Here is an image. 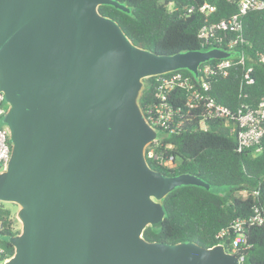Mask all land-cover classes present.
I'll return each mask as SVG.
<instances>
[{
    "label": "water",
    "instance_id": "1",
    "mask_svg": "<svg viewBox=\"0 0 264 264\" xmlns=\"http://www.w3.org/2000/svg\"><path fill=\"white\" fill-rule=\"evenodd\" d=\"M118 0H0V92L11 143L0 201L18 206L20 232L0 264H241L223 244L143 237L174 188L211 185L150 166L158 131L139 104L145 79L231 52L161 54L135 45L99 12Z\"/></svg>",
    "mask_w": 264,
    "mask_h": 264
},
{
    "label": "trees",
    "instance_id": "2",
    "mask_svg": "<svg viewBox=\"0 0 264 264\" xmlns=\"http://www.w3.org/2000/svg\"><path fill=\"white\" fill-rule=\"evenodd\" d=\"M118 1L129 7L130 12L109 5H100L99 12L114 19L135 45L161 54L205 48L198 38L200 27L237 11L236 4L227 0ZM203 2L215 6V11L208 17L197 10ZM168 4L173 5V11L168 9ZM190 6L195 9L188 12ZM242 26L245 43L230 50L231 66L227 74L211 83L215 100L232 109L242 102L255 107L264 99V62L259 61L260 55H264V9L249 10L242 17ZM220 33L225 34V39L235 37L230 31ZM240 55L244 57L243 64L239 63ZM247 67L252 68V82L246 85L243 73ZM179 72L191 76L187 70ZM153 78L145 79V88L139 98L143 111L151 99L150 81ZM207 124L206 130L199 129L193 122L174 133H159L164 144H172L169 151L177 165L167 169L148 161L150 166L166 175H196L211 187L183 185L171 190L161 201L163 221L145 228L143 237L146 240L164 243L193 241L203 247L223 244L228 250L233 237L230 223L236 218L248 217L254 205L264 204V136L257 146L258 151L254 146L239 153L236 151V133L229 126L218 119L209 120ZM219 186L227 188L222 195L214 191ZM255 191L258 195L254 194ZM0 224V233H6L8 237L0 244L9 257L13 253L9 237L19 232L10 227L9 210L2 208ZM222 229L227 231L219 237ZM245 235V242L237 251V256L244 257L242 264H264V225L247 228Z\"/></svg>",
    "mask_w": 264,
    "mask_h": 264
},
{
    "label": "built area",
    "instance_id": "3",
    "mask_svg": "<svg viewBox=\"0 0 264 264\" xmlns=\"http://www.w3.org/2000/svg\"><path fill=\"white\" fill-rule=\"evenodd\" d=\"M227 1L234 2L237 11L227 18L205 23L199 29L198 38L205 48L217 47L230 52L237 44L245 43L242 34V17L249 10L264 9L263 0ZM168 9L173 11V5L168 4ZM194 9V6H190L187 11L191 12ZM197 10L208 17L215 11V6L203 2L197 6ZM225 31L233 32L235 37L225 39V34L220 33ZM259 61L264 62V55H260ZM239 63H244L243 55H240ZM230 66L229 58H224L213 63L205 62L203 66L200 65L198 78L186 75L179 70L151 76L154 77L150 81L152 95L145 111H143L146 120L158 131V134H169L180 130L185 124L193 122L199 129L206 130L209 120L218 119L236 133L237 152L241 153L251 147H257L264 136V99L255 107L242 102L236 109H232L216 101L211 93L212 81L225 76ZM251 70V67L244 68L243 83L246 85L252 82ZM7 108L8 104L0 92V119L3 118ZM9 142V129L0 121V171L6 170L8 166L11 150ZM170 149H172V144H164L158 135L145 146V157L147 161L158 166L173 169L177 162L169 151ZM258 150L257 147L256 151ZM254 194L258 195V191H255ZM1 210L2 201H0V214ZM260 225H264V204L254 205L248 217L236 218L230 223L229 229L233 232V237L228 251L237 256L239 247L245 242L246 229ZM227 229H222L218 236L222 237ZM237 257L242 264L244 257ZM7 258L5 249L0 246V259L3 262Z\"/></svg>",
    "mask_w": 264,
    "mask_h": 264
},
{
    "label": "rangeland",
    "instance_id": "4",
    "mask_svg": "<svg viewBox=\"0 0 264 264\" xmlns=\"http://www.w3.org/2000/svg\"><path fill=\"white\" fill-rule=\"evenodd\" d=\"M211 48V47H209ZM204 49H208V48H203ZM3 118L0 119V121L3 123L2 121ZM159 135V134H158ZM10 143V142H9ZM227 188L224 186H219V187H215L214 191L217 192L218 194H224L226 192ZM2 208L9 210V220H10V227L12 229V231H19L21 229V222L17 219L16 217V212L18 210V206L14 203H10V202H2ZM18 232V233H19ZM6 238H8L7 236H5L4 234L0 233V241L5 240ZM0 246H2L0 244ZM0 263H2V261H0Z\"/></svg>",
    "mask_w": 264,
    "mask_h": 264
},
{
    "label": "flooded vegetation",
    "instance_id": "5",
    "mask_svg": "<svg viewBox=\"0 0 264 264\" xmlns=\"http://www.w3.org/2000/svg\"><path fill=\"white\" fill-rule=\"evenodd\" d=\"M4 235L6 236V233Z\"/></svg>",
    "mask_w": 264,
    "mask_h": 264
}]
</instances>
